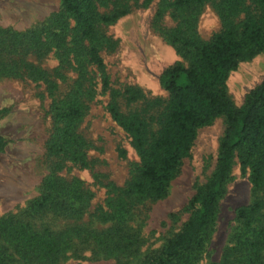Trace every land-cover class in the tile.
Wrapping results in <instances>:
<instances>
[{
	"label": "rangeland",
	"instance_id": "obj_1",
	"mask_svg": "<svg viewBox=\"0 0 264 264\" xmlns=\"http://www.w3.org/2000/svg\"><path fill=\"white\" fill-rule=\"evenodd\" d=\"M174 1L98 0L99 15H117L99 19L94 37L87 38L64 14L61 0H0V136L5 139L0 217L12 216L57 236L63 246L58 264H139L182 228L192 196L214 171L223 115L197 129L166 197L152 200L123 192L135 178L139 159L107 111L110 90L118 92L120 111H138L156 132L169 97L159 75L176 63L188 66L191 48L185 41H208L224 26L220 0L182 7ZM250 2L244 0L243 10L230 17L231 25L257 15ZM91 46L103 59L108 88L87 61ZM263 76L264 51L229 72L226 92L236 108ZM126 89L137 98L128 100ZM69 104L78 109L76 116L65 114ZM73 188L82 192L73 204L76 212L28 209L44 194L69 198ZM258 198L264 200V187L253 191L247 171L234 158L195 264L223 263L239 226L236 209Z\"/></svg>",
	"mask_w": 264,
	"mask_h": 264
},
{
	"label": "trees",
	"instance_id": "obj_2",
	"mask_svg": "<svg viewBox=\"0 0 264 264\" xmlns=\"http://www.w3.org/2000/svg\"><path fill=\"white\" fill-rule=\"evenodd\" d=\"M98 0H61L62 11L75 22L82 37L93 38L97 21H110L112 16L99 15ZM202 0H175L178 7L201 3ZM258 13L238 27L230 17L242 11L244 0H220L219 12L224 26L208 41H185L191 48L188 66L179 63L165 68L159 75L168 93V102L156 132L148 119L138 111H120L118 92L110 90L107 111L122 128L138 155L135 178L123 190L127 195L158 200L167 196L171 181L179 174L182 161L189 155L197 129L223 115L225 129L218 145L216 166L205 184L192 196L190 214L182 228L157 251L148 253L139 264H195L208 239V230L216 215L219 201L226 191L234 158L247 171L252 190L264 187V76L236 108L226 92V79L238 63L264 51V0H250ZM101 16V17H100ZM88 63L100 75L101 84L109 81L103 59L95 46L88 50ZM127 99L137 95L126 89ZM64 112L76 116L78 109L69 104ZM5 139L0 136V151ZM121 153L124 155L125 151ZM53 182L48 181L47 188ZM62 190V189H61ZM60 190V191H61ZM54 196L44 194L30 201V212H76L74 201H80L81 190ZM239 223L233 244L223 253L222 264H263L264 200L254 199L235 211ZM62 242L47 229L34 230L12 216L0 217V264H58ZM19 262V263H18Z\"/></svg>",
	"mask_w": 264,
	"mask_h": 264
}]
</instances>
